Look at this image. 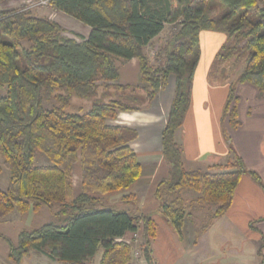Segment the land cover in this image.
I'll return each mask as SVG.
<instances>
[{
	"label": "trees",
	"instance_id": "1",
	"mask_svg": "<svg viewBox=\"0 0 264 264\" xmlns=\"http://www.w3.org/2000/svg\"><path fill=\"white\" fill-rule=\"evenodd\" d=\"M48 1L92 30L87 39L78 36V41L66 37L57 22L26 8L0 11V174L6 169L10 175L8 187L0 188V218L58 206L57 215L66 217L67 224L22 231L17 245L10 247L11 261L21 264L36 252L59 262L83 264L102 250L99 264H132L133 247L122 239L128 232H137L142 222L144 256L152 262L156 221L100 204L113 194H122V201L136 202L137 195L129 192L143 173L131 147L137 131L110 121L122 112L140 111L142 103L155 100L170 78H175V95L162 135L169 177L158 183L155 198L179 238L184 239L187 209L193 211L196 203L215 208L210 220L223 217L243 174L263 187L232 144L233 157L225 165L186 170L176 134L191 104L202 32L227 37L218 59L227 64H233L234 57L242 59L244 68L237 83L250 84L264 95V0H217L222 11L215 16L204 0ZM174 24L179 28L157 51L154 67L145 48L166 25ZM132 59L140 63L145 97H138L139 87L109 85L129 92L125 100L134 105L122 98L97 99L89 110L71 112L73 96L97 97L103 84L119 80L116 62ZM235 88L229 85L222 116V123L227 122L230 129L240 124ZM38 154L50 165H38ZM79 163L82 192L75 196L74 168ZM186 190L199 195L190 206L182 198Z\"/></svg>",
	"mask_w": 264,
	"mask_h": 264
},
{
	"label": "crops",
	"instance_id": "2",
	"mask_svg": "<svg viewBox=\"0 0 264 264\" xmlns=\"http://www.w3.org/2000/svg\"><path fill=\"white\" fill-rule=\"evenodd\" d=\"M8 1L10 0H5L2 4ZM49 8H47V13L44 10V13L41 15L37 14V16L49 18L67 31L68 27L65 24L71 23V19L51 5ZM10 9L12 8H7L6 10ZM76 26L79 29H84L85 32L80 33V31L75 30L72 31L73 33H69V36L68 32L65 33L67 34L66 36L78 41L80 39L75 35L87 39L92 29L79 24H76ZM167 26L145 48V52L149 58L148 50L150 48L154 49V56L156 58L157 51L163 49L170 39L171 36L167 38L166 42L162 40V42L158 41L162 38ZM200 39L201 61L194 79L191 104L183 127L176 134V141L183 149L184 165L186 163L199 165L202 162L205 164L204 169L208 170L211 166L225 165L233 157L222 129V116L229 95V85H217L213 87L208 82V71L219 50L227 42V37L218 33L202 32ZM123 64V69H121L122 66L119 67V83L115 84L138 87L139 83H141L139 61L132 59ZM121 70H123L122 72L126 74L127 78L129 77L126 82H122L121 80ZM236 93L240 124L236 131L231 130L230 132L232 145L243 160L246 169L255 172L260 177L263 187L249 175L243 174L237 185L231 208L223 217L213 220H210L208 216L210 212L215 211L214 207H209L199 202L196 203V209L194 208L193 211L191 208H188V216L184 227V239H186L188 233H193L195 236L200 230L205 235L210 233L216 225H222L224 228L232 231L233 240L239 242L241 241L240 238L243 237L245 241L252 240L261 247L263 246V262L261 264H264V95L250 84L237 85ZM174 95L175 78H170L166 88L158 94L155 100L151 102L146 101V105L141 108V111L122 112L119 114L117 120L110 121L112 124L135 129L138 133V138L131 143V147L135 150L139 161L143 165L142 176L136 184L142 195V203L139 205L141 213H139L151 216L156 221L158 236L155 244L160 254L156 253L165 259V256H169L170 258L174 256L176 259L181 257L183 251H185L181 249L182 240L165 223L166 221L163 220V216L159 215L161 214L160 204L155 198V189L158 183L169 177V165L162 153V135ZM144 107L146 108L143 109ZM79 175V187H77L75 180L76 173H74L75 196L80 195L82 192V176L81 174ZM182 198L184 204L190 206L191 201L197 200L199 195L186 190L182 192ZM138 201L137 198L136 202ZM206 218L208 227L207 229H202L201 225L204 221L206 222ZM197 226L199 227L198 230H196ZM191 228H194L192 232ZM135 233L139 236L143 235V232H140V230ZM164 249H166L167 254L164 252ZM151 251L154 254L152 247ZM241 252L242 250H239V253ZM98 254L99 252L96 256ZM101 256L102 250L98 263ZM155 258L159 264H163L157 256Z\"/></svg>",
	"mask_w": 264,
	"mask_h": 264
},
{
	"label": "rangeland",
	"instance_id": "3",
	"mask_svg": "<svg viewBox=\"0 0 264 264\" xmlns=\"http://www.w3.org/2000/svg\"><path fill=\"white\" fill-rule=\"evenodd\" d=\"M204 3L207 5L208 11L210 12L211 15H214V16L218 15L222 11V6L217 0H204ZM49 7H50L49 3L47 5H41L40 0H10L4 4H0V11H5L7 8L8 9L9 8H12V9L26 8L28 10H31L34 15H37V14L41 15L42 13H44V10L47 13V8ZM67 17H69V19H71L72 21L71 23L69 22L68 24H65V26L68 27V30L65 31V33L68 32V36L71 34L72 31H75V30L80 31V33L85 32L84 29H79L76 26V24L83 25L85 27H88V26H86L85 24L81 23L80 21L76 20L75 18L69 15H67ZM178 28L179 26L177 24L168 25L162 38H160V40L158 41L166 42L167 38H169L173 33H175L178 30ZM64 35L66 36L67 34H64ZM75 36L79 39L77 35ZM219 53H220V50L218 54ZM148 54L150 56L153 66L157 67L156 58L154 56L155 54L154 49L150 48L148 50ZM217 55L212 62L210 70L208 71V80H209L208 82L213 87L217 85L223 86L227 84L228 85L235 84V87H236L235 93H236L237 85H239L237 83V78L239 74L241 73L242 69L244 68V63L242 59L239 60L238 58L234 57L233 64H227L225 62H221L218 59ZM116 63L118 67L122 66L121 69H123V65H124L123 63L125 62L118 61ZM122 71L123 70L120 71L121 80L122 82H126L129 77L127 78L126 74ZM103 85L104 86L101 87L98 96L95 98L82 99L77 96H73L71 112L87 111L90 109L92 102H94L97 99L100 101H105V102L109 100H113V99H118V98H122L123 100H125L124 95L129 94V92H124V91L119 92L113 87H108L109 85H115V83L114 84L109 83V84H103ZM142 86L144 85L139 83L138 87L140 89L138 90L137 95L140 98L145 97V92L141 90ZM125 101L127 103H130L131 105H134L133 101L130 99L129 101L128 99H126ZM135 104L136 106H138L137 103ZM144 105H146L145 102L142 103L141 106L143 107ZM146 107H144L143 109H145ZM222 129H223L224 138L226 142L228 143V146L230 147L232 144L230 132L231 130L236 131V129H230L229 126L227 125V122L222 123ZM37 164L38 165H47V164L50 165L48 159L43 154H38ZM184 166H185V169L188 171H194V170H199V169L206 170L204 169L205 164L202 162H200L199 165L186 163ZM74 173H76L75 180H76L77 187H79V179H80L79 174H81L80 163L75 166ZM9 177H10L9 171L6 169L4 170L3 173L0 174V188L1 189L5 190L8 187ZM140 192L141 191L139 190V188H137V186H134L129 192V193H134L135 195H137V198L139 201L136 203L135 202L133 203L130 201H122V196H123L122 194H113L110 197L108 196V197L103 198V201L100 205L110 210L125 211V212H130V213H135V212L139 213L140 212L139 205L142 203V195L140 194ZM101 197L102 196H100V198ZM58 211H59L58 206L54 208L45 207L39 213H28L22 216L18 212H15V213H12L6 216L5 218H0V264H15L13 261L9 259V251H10L11 245H17L18 236L22 231H25V230L32 231V230L38 229L50 223L57 224V225H66L67 218L57 215ZM159 215L162 216V214H159ZM163 220L166 221L165 217H163ZM165 223L168 224L167 222ZM207 224H208V221L206 218V222L204 221L202 223L201 228L207 229ZM193 229L194 228H191V232L193 231ZM198 229L199 227L197 226L196 230ZM139 230L140 232L141 231L143 232L142 222L138 225L137 232ZM240 239L241 241L239 242L233 240L232 231L224 228L222 225H216L210 231V233L205 234V235H203V232H201L200 230L197 232L195 236L193 235V233H188L186 235V239L181 241V246H182L181 249L182 251L183 249L185 251H183L181 257H178L176 259L174 256L172 258H170L169 256H165L166 259L163 256H159L158 254L160 253L157 251V245L155 244L156 241H154L152 243V250H154V254H153L154 256L152 255L153 260L151 263H148L145 260L144 252L146 250L145 249L146 244H145V239L143 235L139 236L135 232H129L127 236L122 239V241L130 243L133 247V257L134 258H133L132 264H159L158 260L155 258L156 256L160 259V261L163 264H167V263L168 264H261L263 262V258L259 254L261 246L254 243L252 240L245 241L243 240L244 239L243 237ZM239 250H242V252L239 253ZM164 252L166 253V249H164ZM100 255H101V250L99 251V254L96 256V258L94 257L93 259L85 261L83 264H99L98 259L100 258ZM21 264H67V263L53 260L49 258L48 256L43 255L41 253L31 252L30 256L24 258Z\"/></svg>",
	"mask_w": 264,
	"mask_h": 264
},
{
	"label": "built area",
	"instance_id": "4",
	"mask_svg": "<svg viewBox=\"0 0 264 264\" xmlns=\"http://www.w3.org/2000/svg\"><path fill=\"white\" fill-rule=\"evenodd\" d=\"M41 1V5H47L49 2L48 0H40Z\"/></svg>",
	"mask_w": 264,
	"mask_h": 264
}]
</instances>
